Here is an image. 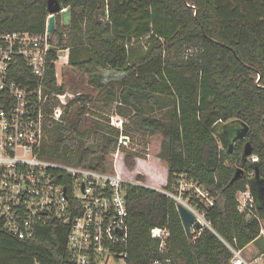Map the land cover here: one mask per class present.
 <instances>
[{"label":"trees","instance_id":"1","mask_svg":"<svg viewBox=\"0 0 264 264\" xmlns=\"http://www.w3.org/2000/svg\"><path fill=\"white\" fill-rule=\"evenodd\" d=\"M56 1L70 11V24L61 26L56 15L59 23L50 37L56 50L49 53L44 91L67 93L65 84L57 83L55 62L57 52L68 49L67 65L98 89L107 88L104 73L121 76L110 82L105 100L116 102L115 113L128 124L121 135L107 123L88 118L100 114L87 107L91 97L76 95L58 121L44 120L38 155L106 172V159L118 149L120 136L157 137L155 156L166 164L165 189L172 190L181 176L196 182L214 201L204 209L212 231L204 228L187 238L173 199L152 189L128 187L127 264H147L159 257L150 233L155 227L170 233L166 255L172 264H229L231 253L224 243L250 259L264 255V208L251 189L254 176L248 177L256 166L264 181V0ZM47 2L0 0V31L42 33ZM141 40L144 44L138 45ZM83 48L87 57L76 55V49ZM14 79L23 85L28 79L36 82L23 66ZM56 104L50 97L45 113ZM234 120L249 131L228 153L213 129ZM245 143L257 162L242 157ZM134 159L127 154L126 167L131 169ZM237 168L243 169V176L230 184ZM247 185L257 218L237 210L236 194ZM66 236L65 226L49 225L20 240L0 220V264H68ZM250 246L254 252L244 253Z\"/></svg>","mask_w":264,"mask_h":264},{"label":"built area","instance_id":"2","mask_svg":"<svg viewBox=\"0 0 264 264\" xmlns=\"http://www.w3.org/2000/svg\"><path fill=\"white\" fill-rule=\"evenodd\" d=\"M49 17L40 34L0 31V220L4 229L23 240L32 236L38 227L62 225L67 228L65 256L68 264H109L111 260L127 264L129 235L125 194L131 186L158 191L181 203L202 229H211L204 209L211 207L214 201L196 182L180 176L173 189L166 190L165 186L147 185L118 173L65 165L38 155L44 120L58 121L64 107L74 99L72 94L52 95L43 88L52 36L47 33ZM22 66L35 78V84L28 79L23 85L14 79ZM50 97L57 104L45 113ZM120 140L127 139L121 136ZM250 161L255 163L257 158L251 156ZM253 176V171L248 173L249 178ZM236 201L239 213L257 218L248 185L236 194ZM263 224L260 223L261 234ZM150 233L157 242L159 257L147 264H172L166 255L169 231L155 227ZM224 245L231 253L229 264H263L260 257L250 259L241 250Z\"/></svg>","mask_w":264,"mask_h":264},{"label":"rangeland","instance_id":"3","mask_svg":"<svg viewBox=\"0 0 264 264\" xmlns=\"http://www.w3.org/2000/svg\"><path fill=\"white\" fill-rule=\"evenodd\" d=\"M58 21L59 19L56 20L57 24L59 23ZM140 44H144V40L139 41L138 45ZM63 51H65V55L61 57L57 56V61L55 62L57 83H64L68 88L67 93L69 94H72L74 96L82 95L91 97V102L86 103L87 107L95 113L98 112L97 114H100V118L87 115L88 118L98 120V122H100L101 124L107 123L110 127L119 130L120 134L122 135L123 127L125 124H128V121L126 117L117 115L115 113V101L105 100L106 90L111 89V87H109L108 85L110 84V82L114 83L116 81H119L121 76H117L111 73H104L102 83L106 85L107 88L100 90L89 83V77L78 71L72 70L67 65L69 50L66 49ZM75 53L76 55L78 53H81V56L87 57L88 50L86 48H83L77 51L76 49ZM115 88L116 86H114V88L112 89ZM163 112L165 111L157 112L155 116L160 117ZM119 124H121V126ZM126 139V141L120 140L121 142L118 139V149H116L115 152L107 157L105 162L107 171L110 173H118L125 178L141 180L144 184L147 185H153L155 187L163 188L166 184L167 170L166 164L155 156L159 151V139L153 136L150 137L142 135H134L133 139H130L128 137H126ZM219 142L221 144V141ZM127 154H132L135 157L134 165L131 169H129L125 165V157ZM261 237L264 243V224L263 235H261ZM250 250L254 252V247L252 246L251 248H247L246 250H244V253H247ZM259 257L264 264V255H261ZM109 264L123 263L121 261L112 262L111 260Z\"/></svg>","mask_w":264,"mask_h":264},{"label":"water","instance_id":"4","mask_svg":"<svg viewBox=\"0 0 264 264\" xmlns=\"http://www.w3.org/2000/svg\"><path fill=\"white\" fill-rule=\"evenodd\" d=\"M47 11L50 17L47 20V33L53 35L56 31L55 22L56 15L60 16L61 26L68 27L70 24V11L68 9L61 11V6L56 0H48ZM55 47H50V51H55ZM59 56H64L65 51H59ZM259 80H256V82ZM215 136L221 140L222 146H227V152L231 153L236 142L246 138L249 128L248 126L238 120L229 121L224 124H218L213 129ZM228 143H227V142ZM252 154V148L249 143H245L243 147L242 157L247 159ZM243 169L237 168L230 181L233 184L237 179L243 176ZM252 192L258 201L260 207L264 208V181L259 177L258 169L254 166V178L251 183ZM176 209L179 214L184 232L187 238H191L192 231H199L202 226L195 221L193 214L181 203H176ZM212 231V229H209Z\"/></svg>","mask_w":264,"mask_h":264},{"label":"flooded vegetation","instance_id":"5","mask_svg":"<svg viewBox=\"0 0 264 264\" xmlns=\"http://www.w3.org/2000/svg\"><path fill=\"white\" fill-rule=\"evenodd\" d=\"M219 141H221V140H219ZM227 142V141H226ZM228 143V142H227Z\"/></svg>","mask_w":264,"mask_h":264},{"label":"crops","instance_id":"6","mask_svg":"<svg viewBox=\"0 0 264 264\" xmlns=\"http://www.w3.org/2000/svg\"><path fill=\"white\" fill-rule=\"evenodd\" d=\"M261 235H263V234H261Z\"/></svg>","mask_w":264,"mask_h":264}]
</instances>
